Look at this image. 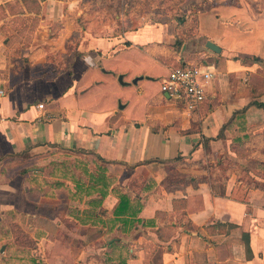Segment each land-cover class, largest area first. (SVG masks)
I'll use <instances>...</instances> for the list:
<instances>
[{"label": "crops", "instance_id": "0c3cea01", "mask_svg": "<svg viewBox=\"0 0 264 264\" xmlns=\"http://www.w3.org/2000/svg\"><path fill=\"white\" fill-rule=\"evenodd\" d=\"M209 1L189 41L202 37L203 63L183 64L213 65L216 75L201 108L189 111L148 92L151 67L165 69L163 79L175 67L163 46L174 36L167 24L102 34L82 0H33L46 35L48 21L64 23L50 41L33 37L18 52L0 44L1 248L2 221L26 217L42 236L60 227L78 237L71 249L62 243L72 264H264V169L248 167L244 178L236 159L248 142L264 167V0ZM8 2L33 12L28 0H0L6 10ZM53 148L67 152L55 160L73 153L90 171L104 168L106 196L53 176ZM120 194L137 215L116 217ZM15 250L0 253V264H33ZM50 251L39 264H67Z\"/></svg>", "mask_w": 264, "mask_h": 264}, {"label": "rangeland", "instance_id": "374dc122", "mask_svg": "<svg viewBox=\"0 0 264 264\" xmlns=\"http://www.w3.org/2000/svg\"><path fill=\"white\" fill-rule=\"evenodd\" d=\"M28 2L32 7V13L24 12L20 5L16 3L8 2L7 10L5 9V6L0 4V44H7L8 47L12 49L13 53L18 52L20 43L28 40L32 41L33 37H39V39H41L42 35H44L45 38L50 41V39L54 38V35L59 32L62 23H64L62 20L48 21L47 25L51 31L46 35V32L44 30L42 31L40 27L41 15L37 11V6L34 4L33 0H28ZM210 3L209 0H82L81 2L85 10L89 12L88 17L90 19L94 17L92 20L96 23L98 33L104 34L109 29L115 30L116 33H122L124 29L138 30L146 22H154L157 25L167 24L166 32L168 33V31H172L174 34L171 38V42H167L168 44L166 43L163 45L164 49L166 47L167 51H169L168 53H171L167 56L173 59V63H168L170 66L177 64L178 61L180 63H197L201 59L199 55L204 46V44H202V37L199 36V40H196V44H191L189 41L193 42L192 35L197 28L199 9L201 7L205 8ZM69 15L71 16V14ZM69 18L72 20L73 17ZM133 22V27H131ZM10 41L11 43L9 44ZM46 45L50 47L49 44ZM71 45L73 44H70V46ZM167 51L165 49V54ZM187 52L189 55L182 56L183 53ZM50 55H52L54 59L57 57L55 52L50 51ZM140 63H142V66L145 68L147 65L151 66V63L146 59L141 60ZM149 72L154 76L152 80L148 81L149 94L153 97L161 93L163 94L160 85L162 86L165 69L161 66H157V68L151 67ZM142 75L143 74L141 73V75L138 76L141 77ZM138 76H135L134 79L136 80V78H140ZM127 77L129 78L127 80H129L130 85L134 86L131 77ZM128 94L129 99L131 100L135 93L131 92ZM262 139H264L263 136ZM259 143L262 145L260 148L263 149L264 140H261ZM252 145L254 144L248 142L243 143V145L236 151V159L240 161L243 170L245 167V170H242L244 178L250 177L248 167H253L256 172H261L263 174L262 170L264 167L262 166L263 164L260 159L253 161L254 157L252 153H254V151H252ZM257 145L259 148L258 143ZM53 149L54 150H51L53 151L51 154H53L52 157H54V160L63 159L67 156L65 155L67 152H63V150ZM257 152L259 153V151ZM69 155V158L66 160L73 164L75 159L78 158V155H74L73 153ZM260 158L264 159V155ZM231 161V159L227 158L225 163L229 165L231 164ZM2 222L7 226L6 228L8 232L2 234L1 244L5 243V245H2L3 248L0 246V253L4 252L6 248L10 252L13 248L16 250L24 249L22 251H25V254H31L34 260L39 263L38 261L42 262V260H44L43 255L45 252L49 251L50 253L51 249L52 253L54 252L56 254V252H58V254H63L68 258L72 252L67 248L63 250L62 246L67 244L71 249L76 243L78 244V237H72L70 236L71 234L64 236L63 233H60V227L59 230L56 227L50 229L52 235L49 234L48 236H42L38 233L39 231H36L40 229L41 223L39 221H34V219H27L25 217L18 221L15 219H4ZM66 233L68 232L66 231ZM16 250L14 252H18V254L21 253ZM7 256L8 255H5L3 259H6ZM67 264H72L70 257L68 258Z\"/></svg>", "mask_w": 264, "mask_h": 264}, {"label": "built area", "instance_id": "2783aa9c", "mask_svg": "<svg viewBox=\"0 0 264 264\" xmlns=\"http://www.w3.org/2000/svg\"><path fill=\"white\" fill-rule=\"evenodd\" d=\"M215 75L216 70L213 65L184 64L170 69L169 74L162 81L161 89L170 97L181 99L186 104L187 110L198 111L207 98L208 83ZM39 106L43 107V104Z\"/></svg>", "mask_w": 264, "mask_h": 264}, {"label": "trees", "instance_id": "16d2710c", "mask_svg": "<svg viewBox=\"0 0 264 264\" xmlns=\"http://www.w3.org/2000/svg\"><path fill=\"white\" fill-rule=\"evenodd\" d=\"M134 22L132 23L133 27ZM183 63H177L173 66H183ZM260 106L264 107V104L260 103ZM177 159V158H176ZM163 162V161H161ZM169 162V161H168ZM87 163L83 162L82 160L77 159L73 164L72 162L65 160H54L52 161V175L60 178H66L72 180L73 182L77 183V192L84 191V192H92L93 190H97L101 193L102 197H105L108 190H109V181L107 180V176L104 173V168L97 172L90 171ZM78 167L81 169V175L79 176L75 170ZM86 176L89 181L92 183L86 187L82 181L84 180L83 176ZM34 179L39 180L37 177ZM248 182V181H247ZM60 186L65 185L64 182L59 181L58 183ZM247 184V183H246ZM214 190L217 191L214 187ZM138 213V209L130 202V198L126 194L119 195V203L114 211L116 217L122 216H135ZM33 264L37 263L34 258L32 259Z\"/></svg>", "mask_w": 264, "mask_h": 264}, {"label": "water", "instance_id": "95a60500", "mask_svg": "<svg viewBox=\"0 0 264 264\" xmlns=\"http://www.w3.org/2000/svg\"><path fill=\"white\" fill-rule=\"evenodd\" d=\"M207 46H208L210 49L214 50V51H220V48H219L216 44L212 43L211 41H209V42L207 43Z\"/></svg>", "mask_w": 264, "mask_h": 264}]
</instances>
